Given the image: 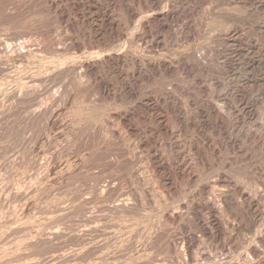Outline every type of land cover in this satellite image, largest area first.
<instances>
[{
    "label": "rangeland",
    "instance_id": "374dc122",
    "mask_svg": "<svg viewBox=\"0 0 264 264\" xmlns=\"http://www.w3.org/2000/svg\"><path fill=\"white\" fill-rule=\"evenodd\" d=\"M8 1L9 0H6V5H7L6 6L5 1L0 0V21L2 23V24L0 23V39L3 38L4 41L18 43V42H22V41H26V40L27 41L31 40L32 42L34 41V43H39L42 40H46V41L47 40H54V42H55L58 38H61V36L65 37V35H66L68 37L67 34H69L70 37H73L77 33L76 31L78 29H80V30L84 29V28H82V26L86 28V26L82 25V23L80 21L78 23L74 24V26H71V28H70V26H68V24H66L64 21L56 19L57 16H55L56 14L54 15L53 10H49V9L46 10L48 7L46 5H44L45 0H25L24 3H23V0H21V3H23V5H19V4H21L20 0H18V1L12 0V3L10 2L11 0L9 2ZM13 1H14V3H13ZM26 1L28 2L27 5L25 3ZM43 1H44V3H43ZM63 1H64L63 3H67L69 5H71L73 3V0H63ZM86 1L87 0H84V1L81 0L80 2H84L85 5H87L88 2H86ZM120 1L121 2L119 4H121V5L118 4L116 6L115 12L113 10V14L115 15V18L117 17V21H119L120 28L123 31H121L120 34H115V35H118V37L112 36L111 42H113L114 47L117 45V47H115V49L119 50V51H117V50H114V51L117 53H120V50H121L122 52L120 53V55L123 53L122 55L125 56V60H126L125 63L126 64H124V69L122 68L123 73L125 72V79H127L129 77V75H128L129 72L131 74V71L133 70L136 61L137 62L139 61L140 63H142V65L144 66L143 70L145 71V73H146V65L148 66L149 64H153L155 62L157 63L159 61H165L166 63H172V65L177 64L173 68V69L177 68V69H175L177 72L173 71L172 73H165V72L163 73V71H161L160 73L158 72L155 75L153 74L150 78H147V79L138 77L136 79L137 81H135L136 83L135 82L132 83L134 90L137 91L136 93H139V95L140 94L141 95L142 94H151V95H153V97H156L157 93H159V92L161 93V92H163V90L164 91L168 90V92L175 93L176 95L184 98L185 96L191 95V94L205 96L209 92H212L214 94H221V93L222 94H229L231 92H236L237 95H244L245 97H248L249 99L253 100L254 107L256 109V115H255L256 119L260 120V117L264 116V0H256V1L255 0H247L249 3H247L246 0H245L246 3L244 2V0L242 2L241 1L238 2L239 0H164V1L163 0H159V1L158 0H151V2H149L150 0H147V1L146 0H120ZM140 1H141V3H140ZM260 1H262V2H260ZM9 3H10V5H9ZM135 3H137V4H135ZM160 3H161V5H158ZM1 4L2 5L4 4V5L1 6ZM148 4L149 5L152 4V5H150L148 7ZM220 4H221V6H220ZM12 5H14V7ZM15 5H18L19 7L15 8L16 7ZM29 5L31 6V10L29 9L30 8ZM128 5L132 6V8L135 9V12L138 14L139 17L137 16L132 20L129 19V17L126 13V7H125ZM156 5H158L160 9L161 8L164 9L166 7H169V8L173 7L176 10H179L181 8H185L186 12H184L185 14L182 13L180 16H177L178 18L176 17L173 21H171L169 23L171 25L170 28L160 29V28H157L155 25L154 26L151 25L150 30L152 33L149 31L150 33H148V35L145 36L144 42L139 43L140 41L137 42L136 38H134V40L131 39L132 36L136 37L139 35V33L141 31L140 23L143 20V18H145V20H146L147 19L146 16H148V14H150L151 12H153L156 9H159L158 6H156ZM4 6H6L7 8L11 6V9H13V10L16 9L17 11L15 10L16 11L15 13L18 12V9L20 8V6H21L20 9H22L23 6H25V7H23L22 10H19V12L20 11L24 12V10H26L27 6H28L29 10L28 9L27 10L29 12H27V10L24 13L18 12L17 13L18 16H16V14H14L16 17L14 15H13L14 17L8 16L9 18L7 19V17L5 18L6 15L4 16V12H2V11H4V9H3V8H5ZM176 6L178 8H176ZM24 8H26V9H24ZM139 9H141V10H139ZM36 12H38V13H36ZM138 12H140V13H138ZM22 13L24 15H25V13H27V15L23 16ZM19 14L20 15L22 14V17L19 16ZM220 14H221V16H220ZM205 15H206V17H205ZM17 17H18V19H17ZM30 17L33 19H35L37 17L35 19L36 21H33V19H31ZM71 17H72V19H74L75 15L72 14ZM215 17L217 19H215ZM212 18H214V20ZM15 19H17V21H15ZM210 19H212V20H210ZM37 20L40 22H38ZM5 21H9V22H5ZM206 21H214L215 23L220 22L219 23L220 25L219 24L216 25V24H214V22H210L209 24L213 23L212 24L213 27H214V25L216 26V28L214 27L215 28V31H214V28H211L209 26L208 22L206 23ZM184 22L191 23L192 29H193L192 35H190V39L188 40L189 42L188 41H187V43L184 42V43H186V46H184L185 44L183 43L182 39H181L182 40L181 41V40H179V38H177V36L180 32L179 26H181ZM5 23H7V25ZM80 26H81V28H79ZM231 26H233L234 31L233 30L229 31L228 28H230ZM223 28H224V30H222ZM121 33H122V36H120ZM194 33H195V35H194ZM176 34H177V36H176ZM77 36L79 37V40L82 41V37H81L80 33H77ZM154 36L159 37V39H160L159 44H155L152 41ZM114 37L115 38L117 37V38L115 39ZM4 38H6V39H4ZM175 38H176V40H175ZM108 39H110V38H108ZM84 40H83V42H87V40H85V41ZM123 40H124V42H123ZM115 43H116V45H115ZM94 50H97V49L95 48ZM76 53L74 56H70V59L69 58L66 59V63H68L69 68L74 66V65L72 66V64H75L76 65V66H74V67H76L75 69L79 70L78 68H79V64H80L82 58L86 59L89 57H87L86 54L83 55V57H81L82 55L80 53L79 54L78 53L76 54ZM94 55H95V53H94ZM155 55H157V56H155ZM71 61L73 63L69 64ZM181 61H183V63ZM63 63L64 62H60V63L58 62L53 66L54 68L50 67L48 70L46 68L47 72L45 71L44 74L40 73L44 69L38 67L37 71H35V72L33 71L34 75L33 76L31 75V77L36 78V77H39V74H41L42 79L44 81V82L42 81L43 84L47 83L45 85H47V86L49 85V87L52 90L53 89L55 90L56 88L59 89L63 84H67V83L70 84L71 82L74 81L73 79L70 80V78H73L72 72L69 70L68 66L66 64L64 65ZM179 64H180V66H179ZM101 69H102L101 71L104 73L102 74V72L100 71L101 72L100 74H102L103 76L106 75L105 78L107 80H109L110 83L111 82H112V84L115 83L116 84V85H114L115 87H117L121 84V79L120 78L117 79L118 77H117L115 72L112 73L113 72L112 69L107 68V67H103ZM125 70L126 71L128 70V71L126 72ZM67 71H69V72H67ZM66 75L70 76V77H67ZM67 78H69V79H67ZM3 79L5 80V78H3ZM3 79H1V76H0V95H1V97H0L1 98L0 99V102H1L0 103V157H1L0 158V185H3V183H5L9 179H12V178L14 179V177H15V179L17 178L16 179L17 185L15 184L16 186L14 185L15 187L14 186H13L14 188L12 187L13 190L18 188L21 185H25L26 182H28V173H26L27 176L23 175L21 166H14L12 163L16 159L18 161H20V156H22V154L25 153L24 152L25 150L27 152L28 146L32 145V144H28V146L26 145L28 143V137H30V136H32V138L35 139V146H36L35 148H37V150H40L42 148H44V149L47 148V146L49 144H51L50 142H52V144L54 143L53 144L54 148L63 150V151L59 150L60 161L62 162V163L60 162L61 165H59V166H61V170L73 171L72 170L73 168L75 169L76 167H79V165L81 167V166H83V164L86 167L85 166L82 167V172L84 174L83 176H79L76 178L73 177L74 179L72 178V176H68L69 177V179H68V177L66 176V178L64 177L65 180L62 179L64 183L61 182L53 188V191L50 193V195L48 197L49 199L47 200L48 204L46 202L43 204L41 203L42 206H40V208H41L40 210H42V208L44 207V209H45L44 211L43 210L37 211V209H30L29 211L24 213V215L22 214V217L19 220H13L12 221L13 210H14V207L17 205V202L14 200L15 198H12V194L11 193L9 194V192H7V195H9V196L4 195V194H3V196H1L2 194L0 195V228H1L0 229V248H1L0 251H4L3 250L4 247L9 248L8 250H6L4 248L5 252H0V260H4V262L1 261L2 263L1 262L0 263L1 264H3V263L4 264L5 263H7V264H31V263L32 264H67V263L68 264H70V263H72V264H84V263L85 264H87V263L88 264L89 263L90 264H92V263L93 264H100V263L101 264H132V263L133 264H138V263L142 264V263L147 262L148 259L150 261H152L154 259L153 262L156 259H158V260L160 259L159 263H161L162 260L164 259L163 263L165 261V264H170V262H168V260L170 261V257H171V259L173 258V256H174L173 255V247L175 245L179 244L178 242H180V239L184 234L183 230L180 227V224L169 226V225L163 223V225H162V221L160 219V213L156 212V210H154L155 212L153 211V209L151 210V208L148 204L145 206V208L142 210L141 213H139V214L133 213L132 215H129L126 218L127 220H125V219L122 221L119 220L120 222L114 221L113 224H109V226L107 227V230H106L108 232L106 233V231H105L104 234L100 236L103 238H98V240L96 241L97 243L95 242L94 245L92 244L95 248H93L92 246H89V245H91L90 243H91L93 238L88 242L89 244L87 243V241L89 239H86L85 243H87L88 245L86 244L87 246H85V248H83V247L79 246L77 244V242H75L71 233L74 230H75V232H77L80 227H77L76 225L79 223L78 226H81V225H83V223L85 221H81L82 217L73 213L74 211H72L71 212L72 214L70 213V215L66 219H62L60 217L59 213L56 212L57 207H55V204L53 203L54 199H59V198H61L63 200H68V202H69L70 200L73 199V197L77 198L78 196H83V195L85 197H88V195L92 193L90 187H92L94 185V183H98L96 185H98L99 187L100 186L102 187V185H104V183H107V181L115 183V185H117V186L115 187L116 190L107 192L109 194H106L107 196L105 195L106 198L108 196L115 198V197L121 196L122 194H123L122 195L123 197L124 196L127 197L128 192L131 189H133V190L135 189L136 192H140V191L147 189V188H148L147 191L153 190L154 192H152V193H155V192L158 194L161 193L160 197L161 196L164 197V194L162 195V192H160L161 189H160L159 185L157 184L155 178L154 177L152 178L153 175H152L151 170H150V168L147 164V161L144 157L145 156L144 152L141 153L140 150H138L139 148L137 146V138H135V136L133 137L132 135H129L128 133L123 131V129L120 127V125H115V124L111 123L109 120L110 119L109 117L112 114L111 111L112 112H119V111H122L124 109H129L132 112L134 119L141 126L150 125L151 123H147V122L142 121V119L139 115V112L134 109V101L135 100H133V98H130V97H128L127 99H126V97H123L125 99L121 98V100H119L120 97H116V99H115V98H112V96L109 97L110 98L109 99V98H102V96L99 95V97L97 98L99 100V101L97 100V104L88 105V104H85L86 102H84L81 99L82 96H80L81 94L82 95L84 94V91H80L79 92L80 95L78 96L80 99L77 100V101H79V100L80 101L79 102L74 101L75 104L73 102L71 104L72 105L71 108L70 107L68 108V111H67L68 114H67V112L65 113V116H67V117L64 116V121H65V119H67L69 121V123H68V121H65L63 127L60 126L59 129L58 128L55 129V128L50 127L49 130L48 129L42 130L41 131L42 133L40 131H37V130H36V132L33 130H32V132H30L31 129L30 128L26 129L25 128V122H23L24 121L23 116L26 113L24 110L25 109V106H24L25 103L17 95L14 85L11 82L8 83L7 81L6 82L3 81ZM64 79H65V81H64ZM60 84H61V86H59ZM94 84H95V86H94ZM6 85L8 87H6ZM10 85H12V86H10ZM91 86H92V88L94 86V89L92 91L90 90V93H89L90 97H92L91 95H93L94 92L96 91V89H95L96 83L92 81ZM12 87H14V89H12ZM6 88H7V90H6ZM5 93H7V94H5ZM3 94H5V95L3 96ZM95 95L98 96V94H95ZM7 101H8V103H7ZM237 104H238V106L243 105V101H240V103H237ZM86 105H88L89 107ZM73 106H74V108H73ZM84 107H86V108H84ZM71 109H73V110H71ZM98 109H100V110H98ZM109 109H111V110H109ZM109 111L111 114L109 113ZM105 112H106V114H105ZM167 112H166V114L170 118V121L172 119L174 120V114L171 112H168V113ZM236 114L240 115L239 112H237V111H236ZM243 116L246 117L245 122L248 125H250V123L254 121V119L250 120L249 118H247L248 115H243ZM93 117L95 119V122H94ZM73 118H75L74 121H73ZM102 120L104 121V123H102L103 122ZM109 122H110V124H109ZM171 122H173V121H171ZM95 123H97V124H95ZM17 124H19V125H17ZM108 125H110V126H108ZM9 126L10 127L12 126L13 128L11 127L12 129H10ZM107 130L110 133H108ZM173 130L175 132V136L178 138V141L182 142L183 146H185L184 152L186 155L187 154L189 155V156L185 155L186 158L188 157L187 160L189 163L192 162V158H193V156L190 154V151L186 148L190 144V142L196 141L198 144H203L204 142H206V143L214 144L217 147L223 146V142H222L221 137L219 136L217 131L215 129H213L212 127H210L209 125L206 126V125L201 124L197 127L189 128L187 131H184V132H180L176 127L173 126ZM102 131H104V132L102 133ZM52 132L55 133V135ZM57 132H58V134H57ZM113 132L116 133L114 136H113ZM29 133H30V135H28ZM117 133H118V135H117ZM103 134L104 135L106 134V135L104 136ZM37 135H38V137H36ZM107 135L110 137V139L109 138L107 139L108 143L109 144L111 143L110 145L107 142L105 143L106 145H104L103 140L105 138H107L106 137ZM35 137L37 138V140ZM49 137H51V138H49ZM57 137H59V138H57ZM26 138H27V140H26ZM79 139H81V140L79 141ZM54 140L55 141L57 140V141L55 142ZM98 141H99L100 145L98 144ZM110 141H112V142H110ZM46 142H48V143L46 144ZM161 142H162V146L165 148V153L170 154L169 153L170 151H169V148H167V145H165L163 143L164 142L163 140ZM52 144L50 145L51 148H49V150L46 149L47 150L46 152H52V150L53 151L56 150V149L52 148ZM240 147L241 148H239V149H235V151L233 149H229V147L228 148L227 147L221 148V151H224V152H222L223 158L219 159V161L215 160L216 158L212 155V151H210L211 149L204 148L205 152H206L205 153L206 154L205 159L208 163H211L212 165L211 164L210 165H211V167L212 166L213 167L211 169H207V167L205 169H201L202 166L198 164L196 167L193 166L192 169L194 168L193 170H195L196 173L201 174V177H202L201 180L203 178H204V180H206L205 178H207V177H209L208 179H211V178H213V175H215L214 168L215 167L217 168V165L219 163V166L217 169L222 168V166L224 165L223 166L224 170L220 169V171L227 170L228 173L232 177L234 176L233 179H235V177H236L235 180H239L242 183H244L246 181L247 185L245 183L244 184L247 187L257 188V187H259V185L256 181V178L261 177L260 176L261 171H260L259 167L261 165H264V136L262 135L260 140L258 142H255L254 144L249 143V142L243 143L240 140ZM74 150H76V151H74ZM187 150L189 151L188 153H187ZM242 150L247 153L245 158L241 157V155H242L241 151ZM91 151H94V152L92 153ZM74 152H76V153H74ZM89 153H90V156H89ZM100 153H101V155L104 153L103 155H106V157L103 155L102 156L99 155ZM47 154L48 153H46V154L44 153V155H42V156H46ZM93 154H94V156H93ZM75 156H78V158L80 156L81 157L80 161L81 162L85 161V162H83L81 164V162L79 161V159L77 157L75 158L76 160L74 159ZM92 156L93 157H97V156L99 157L100 156L98 158L100 160L95 158V160L92 159L93 162H89L90 157L92 158ZM116 156H117V158H116ZM130 156H132L133 161L130 159ZM103 157H105V158H103ZM118 157L119 158L121 157L120 159L123 161L118 160L119 159ZM102 158H103V160L101 161ZM105 159L106 160L109 159V160L106 161ZM189 159L191 161H189ZM6 160H7V162H6ZM92 160H90V161H92ZM226 160L229 164L226 162ZM116 161H117V163H115ZM220 161H222V164L220 163ZM65 162L68 163V166L66 165ZM75 162H76V166H75ZM86 162H88V163L85 164ZM132 162H134L133 163L134 165L132 164ZM223 162H224V164H223ZM145 163H146V165H145ZM71 164H73L72 167L70 166ZM95 164H98V165H95ZM129 164H130V166H129ZM95 166H96V168H95ZM145 166H146V168H145ZM15 167L16 168L19 167V169L18 168L16 169ZM70 167H71V169H70ZM198 167H199V169H198ZM225 167H226V169H225ZM20 168H21V170H20ZM134 168H136L137 172H135ZM66 169H68V170H66ZM147 169H149V170H147ZM18 170H20V171H18ZM138 170H139V172H138ZM199 171H201V172H199ZM242 171L246 172L243 174V176H245V177L241 176L243 173ZM16 172H17V175H16ZM87 175H88V177L86 178ZM139 175H140L141 180H139V177H138ZM237 176H238V178H237ZM70 177L72 180L70 179ZM80 177H81V179H80ZM82 177H83V179H82ZM119 180L121 182H119ZM127 184H129V185H127ZM152 184H153V186H152ZM193 184L195 185V183H190L186 178L176 179L175 185L177 188H179V189H177L178 195L175 194V195H173L174 197L170 198V199L167 196H165V198L161 197V200H165L169 205L171 204L170 208L173 210V207H174L173 205L176 204V202L181 203V202H183V200L185 198L191 197V195L193 194L192 191L195 190L197 188V185H198L197 184L194 186ZM61 185H62V187H61ZM130 185H132V186H130ZM154 185H155V187H154ZM157 187H159V188H157ZM12 189H11V192L13 193ZM157 189H159V190H157ZM157 191H159V192H157ZM182 191H184V193ZM188 192H190V193H188ZM179 193H181V194H179ZM5 194H6V192H5ZM175 197L176 198L179 197V198L176 199ZM92 200H93L92 201L93 204L90 203L88 205L89 207H90V205H92L91 207H96V205L100 206L102 204V202L99 201V199H98V201L96 198H93ZM98 202H100L101 204ZM46 204H47L48 208L45 206ZM1 206H2V208H1ZM3 206H4V208H3ZM5 206H7V207H5ZM28 212L32 215H30ZM142 213L144 215H142ZM35 215H37V216L39 215V216L34 221ZM140 216H143V217H140ZM44 217H45V219H44ZM23 218H24V220H23ZM55 218H57V219H55ZM189 219H191V218L187 217V219H186V217H185L184 222L187 220L185 223H187L189 229H191L192 232L196 233L197 232L196 224H195V222H193L192 219L191 220H189ZM230 220H232V219L230 218ZM7 221H9V222L5 223ZM2 222H4V223H2ZM49 222L51 223V225ZM33 223H34V226H33ZM137 223H138V225H137ZM55 225H57V226H55ZM142 225H143V227H142ZM257 225H256V227L253 226L254 228L251 227L252 229L250 227H246L247 230H245V228L241 229L238 232V234L236 235V246L237 247L235 250L231 249V251H233L237 256V257L234 256L236 264H240V263L241 264L242 263L243 264L244 263L245 264H260L261 262H264V254H259V255L253 254L254 252L252 253L251 248H249L250 245L251 246L256 245V243H253V241H254V238H256V236H258L257 234L260 232V229L264 228V226H263L264 225V218L262 220H260V225L259 224H257ZM45 226H47V227H45ZM155 226H157V227H155ZM176 226H177V228H176ZM51 227L52 228L58 227L64 231V234H63L64 238L62 237V238H60V240H58L59 244H57V241L55 243L56 248H57V245L59 246L57 248L58 250L56 248L55 249H52V248L48 249L49 247L48 248L43 247L44 250H42V247L41 248L36 247V248H38L36 250L35 247L33 249L32 247L27 246V244H26L27 242L30 243V241L33 240L34 238L37 239L36 237H39V235L40 236L45 235V233H47V231L50 230ZM75 227H77L78 229ZM178 227H180V228H178ZM32 228H34L36 230L35 233H34L35 230L34 229L32 230ZM38 228H40L41 230L38 231L39 230ZM133 229L136 230V233H134L135 230H133ZM25 231H26L27 235H24V234H26ZM138 231H139V233H138ZM69 233H70V235H69ZM106 234H107V236H106ZM70 236H72V237H70ZM105 236L107 238H105ZM110 236H111V239H110ZM132 236H134V238ZM116 237H117V239H116ZM128 237H129V240L128 239L127 240L130 241V243L126 242L127 240H125ZM24 238H26V239H24ZM104 238H105V240H104ZM12 239H13V241H11ZM99 241L101 242V247H100ZM158 242L159 243L161 242V243L159 244ZM29 243H28V245H29ZM205 243L209 248V246H210L209 242L207 243V241H206ZM109 244H111V245H109ZM119 244H120V246H118ZM149 244H150V246H149ZM226 245L227 246H225V248H224L225 250H223V251L217 250L216 253L219 255L220 252L223 253L226 250H228L229 248H228L227 242H226ZM238 245H240L239 248H238ZM1 246H3V247H1ZM247 246H248V248H247ZM131 247H133V248H131ZM25 248H28L29 250H27V249L25 250ZM130 248L132 249V251L127 252V251L131 250ZM145 248H147V249H145ZM162 248H163V250H162ZM80 249H82V251H80ZM83 249H84V251H83ZM102 249H103V251H102ZM249 249H250V251H249ZM34 250H36V251H34ZM51 250H53V251H51ZM77 251H79V252H77ZM124 251L127 253L125 254ZM238 251H239V253H238ZM13 252H14V255H13ZM170 252H172L171 255H170ZM2 253H3V255H2ZM82 253H84V254H82ZM47 254H49V256ZM85 254H87V255H85ZM159 255H161V256H159ZM255 255H257V256H255ZM25 256H26V258H28L29 256L30 257L26 260V258H24ZM152 257H154V258H152ZM5 258H6V260H5ZM53 258L56 260V261L54 260L56 263L53 261ZM88 259H90V260H88ZM49 260H50V262H49ZM158 260H157V262L156 261L155 262L158 263ZM9 261H10V263H8ZM237 261H238V263H237Z\"/></svg>",
    "mask_w": 264,
    "mask_h": 264
},
{
    "label": "bare ground",
    "instance_id": "6f19581e",
    "mask_svg": "<svg viewBox=\"0 0 264 264\" xmlns=\"http://www.w3.org/2000/svg\"><path fill=\"white\" fill-rule=\"evenodd\" d=\"M4 1H5V5H6V0H4ZM14 1H16V0H14ZM14 1H13V3H14ZM24 1L25 0H23V3H24ZM80 1L79 0H73V3L72 4L70 3L71 5H69L67 3H63L64 2L63 0H45V3H44V1H43V3H44V5H46L48 7L46 10H48V9L53 10L54 15L56 14L55 16H57L56 19L64 21L66 24H68V26H70V28H71V26H74V24L78 23L79 21L82 23V25L86 26V28L82 26V28H84L83 30H80L77 28L78 30L76 31L77 33H80V35L82 37V41L79 40L77 33L74 36L72 35L73 37H70L69 34H67L68 37L66 35H65V37L61 36V38H58L55 42H54V40H47V41L42 40L39 43H34V41L32 42L31 40L30 41L26 40V41L14 43V42L4 41L3 38L0 39V76H1V79L5 78V80L3 79V81H5V82L7 81L8 83L11 82L14 85L17 95L25 103V105L23 104L25 106L24 110L26 112L23 116L24 117L23 122H25V128L26 129L30 128L31 129L30 132H32V130L35 132H36V130L41 132L42 130H45V129L49 130L50 127L55 128V129L56 128L59 129L60 126L63 127L65 121H68L67 119H65V121H64L65 113L68 111L69 107L71 108V106H72L71 104L74 101H77L78 99H80L78 97L80 95L79 94L80 91H84V94L83 95L81 94L80 96H82L81 99L84 102H86L85 104H88V105L97 104V100H98L97 98L99 97V95L102 96V98H109L112 96V98L116 99V97H120L119 100H121V98L125 99L123 97H126V99L128 97H130V98H133V100H135L134 101V109L139 112V115H140L142 121L147 122V123H151V124L141 126L134 119L133 114L129 109H124V110L119 111V112H112L111 111L112 114L109 111V113L111 114L110 115L108 113L110 115L109 120L111 123H113L115 125H120V127L123 129V131H125L129 135H132L133 137L135 136V138H137V146L139 148L138 150H140L141 153L144 152V155H145L144 157H145L147 164H148V166L151 170V173L153 175L152 178L153 177L155 178L157 184L159 185V187L161 189L160 192H162V195L164 194V197H162V196L161 197L165 198V196H167L170 199V198L174 197L173 195H175V194L178 195L177 189H179V188L176 187V185L178 183L175 185L176 179L186 178L190 183H195V185H197V184L198 185H197V188L192 191L193 194L191 195V197L185 198L183 200V202H181V203L176 202V204L173 205L174 207L172 210L170 208L171 204L169 205L165 200H161V197H160L161 193H159V194L156 192L152 193L154 191L153 190L147 191L148 188L144 189L140 192H136L135 189L134 190L131 189V190H129L127 197H125V196L123 197L122 196L123 194H122L121 196H118L115 198L109 197V196L106 198V196H107L106 194H109L107 192L116 190L115 187L117 185H115V183L107 181V183H104V185H102V187L101 186L99 187L98 185H96L98 183H94L95 182L94 181L93 182L94 185L92 187H90L92 193L89 194L90 196L88 195V197H85L84 195L78 196L76 194L78 197L77 198L73 197V199L70 200L69 202H68V200H63L61 198L54 199L53 203L55 204V207H57L56 212L59 213V215L62 219H66L72 211H74L73 213L81 216L83 219V220L81 219V221H85V222L81 226H78L79 225V223H78L76 226L80 227L81 229L79 228V230L77 232H75V230L74 231L71 230L72 231L71 235L73 236V239L75 240V242H77V244L83 248H85V246H87L89 244L88 242L93 238L91 243H90L91 245H89V246H92L93 248H95L93 246L94 243L98 240V238H103L100 236L104 234V232L107 230V227L109 226V224H113L114 221L118 222L119 220H121V221L124 219L127 220L126 218L129 215H132L133 213H138V214L141 213L142 210L145 208V206L148 204L150 206L151 210L153 209V211L156 210V212L160 213V219L162 221V225H163V223L167 224L169 226L180 224V227L183 230L184 234L181 237L180 242H178L179 244H177L173 247V255H174L173 258L171 259V257H170V261L168 260V262H170V264H236V261L234 259V256H236V254L233 251H231V249L235 250L237 247L236 246V235L238 234V232L241 229L245 228V230H247L246 227L254 228V227H256L257 224L260 225V220H262L264 218V165H261L259 167V169L261 171V175H260L261 177L256 178V181L259 185V187H257V188L247 187L246 181L244 182L246 184L245 185L244 183L240 182L239 180H235L236 177H235V179H233L234 176L232 177L228 173L227 170H225L226 172L220 171V169L224 170V167H223L224 165L222 166V168L217 169L219 166V163L217 165V168L216 167H215L216 169L214 168L215 175H213V178L208 179L209 177H207V178H205L206 180H204V178L201 180V178H202L201 174L196 173V171L193 170L194 168L192 169V167L193 166L196 167L198 164L202 166L201 169H205L206 167H207V169H211L213 167V166L211 167L212 164L208 163L205 159V155H206L205 153L206 152H205L204 148L211 149L210 151H212V155L216 158L215 160L219 161V159L223 158L222 152H224V151H221V148H224V147L228 148L229 147V149H233L235 151V149L241 148L240 147V140L243 143L249 142V143L254 144L255 142H258L260 140L261 136L262 135L264 136V116L260 117V120L256 119L255 118L256 109L254 107L253 100L249 99L248 97H245L244 95H237L236 92H231L229 94H222V93L221 94H214L212 92H209L205 96L191 94V95L185 96L184 98L176 95L175 93L168 92V90H165V91L163 90V92L157 93L156 97H153V95H151V94H142V95L140 94L139 95V93H136L137 91H135L133 86H132L133 85L132 83L137 81L136 79L138 77L147 79V78H150L153 74L155 75L156 73H158V72L160 73L161 71H163V73L164 72L165 73H172L173 71H176L175 69H177V68H175V69H173V68L177 64L172 65V63H166L165 61H159L157 63L155 62L153 64H149L148 66L146 65V73H145V71L143 70L144 66L142 65V63H140L139 61L138 62L136 61L135 66H134L133 70L131 71V74H130V72H129V74L127 73L129 75V77L126 75L128 78L125 79V72L123 73V71H122V68L124 69V64H126L125 63L126 62L125 56L122 55L123 53L120 55V53L122 52L121 50H120V53L115 52L114 50H117V49H115V47H117V45L115 43L116 46L114 47L113 42H111L112 36L118 37V35H115V34H120V32L123 31L120 28V23H119V21H117V17L115 18V15L113 14V10L115 12L116 6L121 1L120 0H87L86 1V2H88L87 5H85L84 2H80ZM240 1L242 2L243 0H239L238 2H240ZM10 2L12 3V0ZM149 2H151V0ZM244 2H245V0H244ZM246 2L249 3L247 0H246ZM260 2H262V1H260ZM20 3H21V0H20ZM23 3H21V4L18 3V4L23 5ZM25 3L27 5L28 2L26 1ZM140 3H141V1H140ZM135 4H137V3H135ZM3 5L1 4V6H3ZM9 5H10V3H9ZM119 5H121V4H119ZM150 5H152V4H150ZM150 5L148 4V7ZM158 5H161V3ZM158 5H156V6H158ZM6 6H4L5 8H3L4 11H2V12H4V16L6 15L5 18L7 17V19L9 18L8 16H13L14 14H16V16H18L17 13L19 12V10H22L23 7H25V6H23L22 9H20L21 8V6H20V8L18 9V12L15 13L17 11L15 8H18L19 7L18 5H15L16 7L14 9L16 11L11 9V6L8 8ZM12 6L14 7V5H12ZM220 6H221V4H220ZM29 7H30L29 9L31 10L30 5H29ZM125 7H126V13L129 17V19L132 20L138 16V14L135 12V9L132 8V6L128 5ZM158 8H159V6H158ZM171 8L166 7L164 9L163 8H161V9L159 8L156 10L153 9L154 11L151 12L150 14H148V16H146V18H147L146 20H145V18H143V20L140 18L142 20L140 23L141 31H140L138 36H136V37L132 36L133 38L131 37V39L134 40V38H136L137 42L138 41H140L139 43L144 42L145 36L151 32V30H150L151 25H153V26L155 25L157 28H160V29L170 28L171 25L169 23L171 21H173L177 16H180L182 13L186 12L185 8H181L179 10H176L173 7H171ZM176 8H178V7L176 6ZM24 9H26V8H24ZM27 9H28V6H27ZM26 10H24V12ZM28 10H27V12H29ZM139 10H141V9H139ZM21 12H23V11H20L19 13H21ZM38 12H36V13H38ZM138 13H140V12H138ZM22 14L21 15L19 14V16L22 17ZM72 14L75 15L74 19H72V17H71ZM25 15H27V13H25ZM25 15L23 14V16H25ZM220 16H221V14H220ZM205 17H206V15H205ZM17 19H18V17H17ZM17 19H15V21H17ZM31 19H33V18H31ZM35 19H33V21H36ZM212 19L214 20V18H212ZM212 19H210V20H212ZM215 19H217V18L215 17ZM5 22H9V21H5ZM38 22H40V21H38ZM207 22L209 24L210 22H214V21H206V23ZM0 23H1V21H0ZM219 23L214 22V24H216V25ZM5 24L7 25V23H5ZM212 24H209V26L211 28H214V27L216 28V26L214 25V27H213ZM179 27H180V32H179V34L177 33L178 36H177V34H176V36H177V38H179V40L182 39L183 43L184 42L187 43V41L190 39V35H192V32H193L192 31L193 30L192 25L189 22H184ZM79 28H81V26ZM215 28H214V31H215ZM228 29H229V31L230 30L234 31L233 26H231ZM222 30H224V28ZM194 35H195V33H194ZM120 36H122V33ZM108 38H110L111 40ZM4 39H6V38H4ZM84 39L87 40V42H83ZM175 40H176V38H175ZM152 41L155 44L160 43V39L157 36H154ZM123 42H124V40H123ZM186 43H184L185 45L184 44L183 45L186 46ZM95 48L97 50H94ZM117 51H119V50H117ZM76 52L78 54L80 53L82 55V56L80 55L81 57H83V55H85V54L87 55V57H89L86 59L82 58V60L79 64V68H78L79 70L75 69L76 67H74V66H76V65L72 64L73 63L72 61L69 63V64H72V66L74 65L71 68H69L68 63H66V59H68V58L70 59V56H74ZM94 53H95V55H94ZM155 56H157V55H155ZM58 62L59 63L64 62L63 64L64 65L66 64L68 66L69 70L72 72L73 78H70V80L73 79L74 81L70 83L71 85L67 83V84H63L61 86V84H60L59 86H61V87L59 89L56 88L55 90L54 89L52 90L49 87V85L48 86L45 85L47 83H45V84L42 83L43 79H42L41 74H39V77H36V78L31 77V75L32 76L34 75L33 71L34 72L37 71L38 67L44 69L43 71L40 72V73L44 74L45 71L47 72V70L50 67H53ZM181 62L183 63V61H181ZM179 66H180V64H179ZM103 67L110 68L113 71L112 73H114V72L116 73V75L118 77L117 79H119V78L121 79V84L119 86L115 87L114 86V85H116L115 83L114 84H112V82L110 83L109 80H107L105 78L106 75L105 76L102 75L104 72L101 71L102 70L101 68H103ZM46 68H47V70H46ZM100 71L102 72V74H100L101 73ZM67 72H69V71H67ZM67 77H70V76H67ZM67 79H69V78H67ZM64 81H65V79H64ZM92 81L96 83V87H95L96 91L94 90L96 93L93 91L94 94L91 95L93 98L90 97V95H89L90 90L92 91L94 89V86H95V84H94V86L92 88V86H91ZM10 86H12V85H10ZM6 87H8V86L6 85ZM14 87H12V89H14ZM6 90H7V88H6ZM5 94H7V93H5ZM5 94H3V96ZM95 94H98V96ZM0 97H1V95H0ZM79 101H77V102H79ZM240 101H243V105L238 106L237 103H240ZM7 103H8V101H7ZM74 104H75V102H74ZM88 105H86V106H88ZM73 108H74V106H73ZM84 108H86V107H84ZM71 110H73V109H71ZM98 110H100V109H98ZM109 110H111V109H109ZM167 111L174 114V120L173 119L171 120L173 122H171L170 118L167 116V114H166ZM236 111L239 112L240 115H237ZM67 114H68V112H67ZM105 114H106V112H105ZM243 115H248L247 118H249L250 120L254 119V121L251 122L250 125H248L245 122L246 117ZM65 117H67V116H65ZM74 119L75 118H73V121H74ZM93 119H94V117H93ZM94 122H95V119H94ZM110 122H109V124H110ZM68 123H69V121H68ZM102 123H104V121ZM95 124H97V123H95ZM201 124L206 125V126L209 125L213 129H215L222 139L223 146L217 147L214 144L206 143V142H204L203 144H198L196 141L190 142V144L186 148L190 151V154L193 156L192 162L193 161L194 162L193 163L191 162L192 163L191 164L187 160L188 157L186 158V156L188 154L186 155L184 152L185 146H183L182 142L178 141V138L175 136L173 126L176 127L180 132H184V131H187L189 128L197 127ZM17 125H19V124H17ZM108 126H110V125H108ZM11 127L9 126L10 129L13 128V127L12 128ZM103 132L104 131H102V133ZM108 133H110V132L108 131ZM53 134L55 135V133H53ZM57 134H58V132H57ZM115 134L116 133L113 132V136ZM28 135H30V133ZM117 135H118V133H117ZM36 137H38V135ZM106 137L107 138H105L103 140L104 145H106L105 144L106 142L108 143L107 139L108 138L110 139V137L108 135ZM49 138H51V137H49ZM57 138H59V137H57ZM26 140H27V138H26ZM36 140H37V138H36ZM80 140L81 139H79V141ZM162 140L164 141L163 143L165 145H167V148H169L170 154L165 153V148L162 146V142H161ZM110 142H112V141H110ZM47 143L48 142H46V144ZM50 143L52 144V142H50ZM28 144H32V145L28 146ZM51 144H49L47 146V148H45V149L42 148L40 150H37V148H35L36 147L35 146V139L32 138V136H30V137H28V143L26 144L28 146V149L26 148L27 152L25 150L24 151L25 153H23L22 156H20V161H18L16 158H15L16 160L14 162L12 161L13 162L12 164L14 166H21L23 175H26V173H28V182H26L25 185H21L14 190L12 189V187L17 183V180H16L17 178L15 179V177H14V179L13 178L9 179V180L6 179L7 181L5 180L6 182L4 181L5 183H3V185H0V195L1 194H2L1 196H3V194L7 195V192H9V194L10 193L12 194V198H15L14 200L17 202V205L15 204L16 206L14 207L13 214L11 213L12 214V221L13 220H19L22 217V214L24 215V213H26L30 209H37V211L38 210L44 211L45 210L44 207L42 208V210H40L41 209L40 206H42L41 203L43 204L46 202L48 204L47 200L49 199L48 197H49L50 193L53 191V188L57 184L63 182L62 179H64V177L66 178V176L67 177L72 176V178L73 177L76 178V177L84 175L82 172V167L85 166L84 164L81 167L79 165V167H76L75 169L73 168L72 169L73 171L61 170V166H59V165H61L60 164V162H61L60 161V155H59L60 149L54 148L53 147L54 143H53L52 148H54L56 150L55 151L52 150V152H46L47 150H49V148H51V146H50ZM98 144H99V141H98ZM188 150H187V153L189 152ZM60 151H63V150H60ZM74 151H76V150H74ZM91 152L93 153L94 151H91ZM241 152H242L241 157L245 158L247 153L244 152L243 150ZM44 153L45 154L48 153L49 155L47 154L46 156H42V155H44ZM74 153H76V152H74ZM99 155H101V153ZM89 156H90V153H89ZM93 156H94V154H93ZM93 156H92V158L90 157V160H92V159L95 160V158L98 159L100 157V156L99 157L98 156L93 157ZM103 156L106 157V155H103ZM76 157L78 158V156H75L74 159ZM105 157H103V158H105ZM103 158L101 159V161L103 160ZM116 158H117V156H116ZM120 158L118 160H121ZM78 159L80 161L81 157L79 156ZM130 159L133 161L132 156H130ZM90 160H89V162H93V160L92 161H90ZM98 160H100V159H98ZM107 160H109V159H107ZM121 161H123V160H121ZM189 161H191V160L189 159ZM6 162H7V160H6ZM83 162H85V161H82L81 164ZM224 162H223V164H224ZM226 162H227V160H226ZM87 163L88 162H86L85 164H87ZM115 163H117V161ZM133 163L134 162H132V164ZM220 163L222 164V161H220ZM130 164H129V166H130ZM66 165L68 166V163H66ZM95 165H98V164H95ZM145 165H146V163H145ZM70 166L72 167L73 164H71ZM75 166H76V162H75ZM71 167H70V169H71ZM17 168L19 169V167H17ZM21 168H20V170H21ZM95 168H96V166H95ZM136 168H134L135 172H137ZM145 168H146V166H145ZM198 169H199V167H198ZM225 169H226V167H225ZM20 170H18V171H20ZM66 170H68V169H66ZM147 170H149V169H147ZM138 172H139V170H138ZM199 172H201V171H199ZM244 173H246V172L242 173V175H241L242 177H245V176H243ZM16 175H17V172H16ZM87 177H88V175L86 176V178ZM138 177H139V180H141L140 175ZM237 178H238V176H237ZM68 179H69V177H68ZM70 179H71V177H70ZM80 179H81V177H80ZM82 179H83V177H82ZM119 182H121V181L119 180ZM127 185H129V184H127ZM130 186H132V185H130ZM152 186H153V184H152ZM61 187H62V185H61ZM154 187H155V185H154ZM159 187H157V188H159ZM11 189L13 190V193L11 192ZM157 190H159V189H157ZM5 192H6V194H5ZM157 192H159V191H157ZM182 192L184 193V191H182ZM188 193H190V192H188ZM179 194H181V193H179ZM7 196H9V195H7ZM93 198H96L97 201L99 199V201H101L102 204L100 202H98L101 204L100 206L96 205V207H91L92 205H90V207H89L88 205L90 203H92ZM178 198H176V199H178ZM47 204L45 205L46 207H47ZM5 207H7V206H5ZM1 208H2V206H1ZM3 208H4V206H3ZM30 215H32V214H30ZM142 215H144V214L142 213ZM38 216L35 215L34 221L36 220V218ZM140 217H143V216H140ZM185 217H186V219H187V217L191 218L193 220V222H195L196 228H197L196 233L192 232V230L189 229L187 223H185L187 220L184 222ZM230 218L232 220H230ZM44 219H45V217H44ZM55 219H57V218H55ZM191 219H189V220H191ZM23 220H24V218H23ZM8 222L9 221H7L5 223H8ZM2 223H4V222H2ZM50 225H51V223H50ZM137 225H138V223H137ZM33 226H34V223H33ZM55 226H57V225H55ZM45 227H47V226H45ZM77 227H75V228H77ZM142 227H143V225H142ZM155 227H157V226H155ZM180 227H178V228H180ZM34 228H32V230ZM40 228H38L39 229L38 231L41 230ZM176 228H177V226H176ZM133 230H135V229H133ZM35 232H36V230L34 231V233ZM107 232L108 231H106V233ZM25 233H26V231H25ZM134 233H136V230ZM138 233H139V231H138ZM63 234H64V231L61 228H58V227L52 228L51 227L50 230H48L47 233H45V235H43V236L39 235V237L35 236L37 239L34 238L33 240L30 241V243L27 242L26 244H27V246L32 247L33 249L35 247L36 250L38 249L36 247H40V248L42 247V250H44L43 247H46V248L49 247L48 249H50V248L55 249L56 248L55 247L56 241H57V244H59L58 240H60V238H62L64 236ZM24 235H27V233ZM69 235H70V233H69ZM257 235L258 236H256V238H254L252 236L254 238L253 243H256V245L255 246L250 245L249 248H251L252 253L254 252L253 254H258V255L264 254V228L260 229V232ZM72 236H70V237H72ZM106 236H107V234H106ZM106 236H105V238H107ZM132 237L134 238V236H132ZM105 238H104V240H105ZM24 239H26V238H24ZM86 239H89L87 241L88 244L85 243ZM110 239H111V236H110ZM116 239H117V237H116ZM127 239L129 240V237L126 238L125 240H127ZM128 240L126 242L130 243V241H128ZM11 241H13V239ZM206 241H207V243L209 242V244H210L209 248L205 243ZM101 242H100V247H101ZM226 242L228 243L229 249L222 253L220 251L225 250L224 248H225V246H227ZM28 243H29V245H28ZM109 245H111V244H109ZM118 246H120V244ZM149 246H150V244H149ZM239 246L240 245H238V248H239ZM1 247H3V246H1ZM58 247L59 246L57 245V248ZM4 248L6 250L9 249L7 247H4ZM4 248H3L4 251H0V252H5ZM131 248H133V247H131ZM247 248H248V246H247ZM26 249L29 250L28 248H25V250ZM103 249H102V251H103ZM145 249H147V248H145ZM36 250H34V251H36ZM162 250H163V248H162ZM217 250H220L219 255L216 253ZM51 251H53V250H51ZM80 251H82V249H80ZM83 251H84V249H83ZM131 251H132V249L130 251H127V252H131ZM249 251H250V249H249ZM77 252H79V251H77ZM127 252L124 251L125 254ZM171 253L172 252H170V255H171ZM238 253H239V251H238ZM82 254H84V253H82ZM2 255H3V253H2ZM13 255H14V252H13ZM47 255L49 256V254H47ZM85 255H87V254H85ZM159 256H161V255H159ZM255 256H257V255H255ZM24 258H26V256ZM28 258H26V260ZM54 258H53V261L55 260ZM152 258H154V257H152ZM5 260H6V258H5ZM88 260H90V259H88ZM148 260H147V262L142 263V264H165V261L163 263L164 259L162 260V262L160 261L161 263H159L160 259L155 260L156 262L158 260V263H156L155 261L153 262L154 259L152 261H150V260L148 261ZM1 261L4 262V260H0V262ZM10 261L8 263H10ZM49 262H50V260H49ZM237 263H238V261H237ZM5 264H7V263H5ZM70 264H72V263H70ZM260 264H264V262H261Z\"/></svg>",
    "mask_w": 264,
    "mask_h": 264
}]
</instances>
